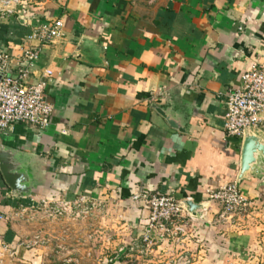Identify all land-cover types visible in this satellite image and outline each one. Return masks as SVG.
Instances as JSON below:
<instances>
[{
    "label": "crops",
    "instance_id": "0c3cea01",
    "mask_svg": "<svg viewBox=\"0 0 264 264\" xmlns=\"http://www.w3.org/2000/svg\"><path fill=\"white\" fill-rule=\"evenodd\" d=\"M25 3L0 21V50L15 72L21 50L39 47L29 82L51 72L44 97L54 113L45 130L15 124L0 135V149L21 154L31 192L16 197L0 175V240L18 241L20 207L81 198L125 217L139 240L148 210L131 197L171 196L207 203L185 241L193 264H264V177L239 183L248 207L231 223H218L221 207L205 199L239 173L243 137L225 135V102L264 60V0ZM56 20L60 37L25 40Z\"/></svg>",
    "mask_w": 264,
    "mask_h": 264
},
{
    "label": "built area",
    "instance_id": "2783aa9c",
    "mask_svg": "<svg viewBox=\"0 0 264 264\" xmlns=\"http://www.w3.org/2000/svg\"><path fill=\"white\" fill-rule=\"evenodd\" d=\"M25 6V0H0V21L14 17L23 11ZM62 27L61 20L38 24L25 40L38 41L39 44L49 43L61 36ZM39 54V47L22 49L19 64L15 72H12L8 53L0 50V135L11 130L15 124H26L39 130H45L50 125L54 108L45 100L44 94L49 84L48 78L52 74L46 71V80L29 82L30 72ZM225 106L223 129L227 137L242 138L246 129L264 126V60L252 62L244 70L239 78L238 87L227 93ZM205 199L221 207L218 223H231L235 216L248 207V199L241 193L236 181L214 190H207ZM131 201L142 203L148 210L143 234L139 240L133 239L127 246L120 248L109 262L129 255L134 257V253L142 254L143 250L148 251L153 247L163 251L166 248L164 253L170 256L164 262L151 264H193L194 257L187 250L185 241L192 235L195 225L200 221L183 211L180 207L181 201L171 196L146 195H133ZM48 204H51L49 209L51 216L56 219L62 217L78 219L89 215L95 207H101L96 201L81 198L73 203L43 201L37 206L23 208L20 212L44 208ZM205 210L206 208L199 213L204 214ZM5 218H7L5 215H0V220ZM41 242L39 237L30 243L16 242L14 245L0 240V264L6 258H15L19 248L29 249ZM158 244H163V247ZM168 244L169 247L166 246Z\"/></svg>",
    "mask_w": 264,
    "mask_h": 264
},
{
    "label": "rangeland",
    "instance_id": "374dc122",
    "mask_svg": "<svg viewBox=\"0 0 264 264\" xmlns=\"http://www.w3.org/2000/svg\"><path fill=\"white\" fill-rule=\"evenodd\" d=\"M23 208L18 209L15 218V224L20 226L17 242L30 243L36 237L42 242L29 249L19 248L15 258H6L1 264H151L164 262L170 256L164 253L166 248L156 249L155 253L150 247L148 251L142 249V254L134 253V257L109 262L134 239L131 223L112 214L111 207H95L78 219L52 217L51 204L20 212Z\"/></svg>",
    "mask_w": 264,
    "mask_h": 264
},
{
    "label": "water",
    "instance_id": "95a60500",
    "mask_svg": "<svg viewBox=\"0 0 264 264\" xmlns=\"http://www.w3.org/2000/svg\"><path fill=\"white\" fill-rule=\"evenodd\" d=\"M23 165L24 160L19 152L9 147L0 149V175L5 185L18 198L29 196L31 193L28 187L30 177L24 171ZM248 176L258 179L264 177V132L258 128L246 129L242 138L236 182L239 184ZM180 207L190 217L201 221L204 214L199 212L207 208V203L195 204L182 200Z\"/></svg>",
    "mask_w": 264,
    "mask_h": 264
}]
</instances>
